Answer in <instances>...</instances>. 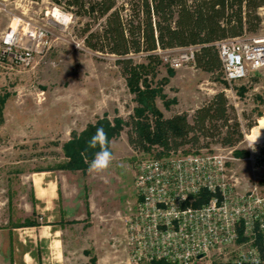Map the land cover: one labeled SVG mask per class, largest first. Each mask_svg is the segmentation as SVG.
Masks as SVG:
<instances>
[{"label": "rangeland", "instance_id": "374dc122", "mask_svg": "<svg viewBox=\"0 0 264 264\" xmlns=\"http://www.w3.org/2000/svg\"><path fill=\"white\" fill-rule=\"evenodd\" d=\"M63 5L53 0H0V53L14 31L25 35L27 47L38 29L45 31L48 41L46 54L27 67L0 57V97L8 95L0 116V264H90L92 257L96 264H132L124 222L136 209L137 166L145 158L223 153L240 191L256 185L264 190V169L250 159L252 150L264 145V74L250 73L229 83L223 71L205 72L191 61L174 67L173 60L188 48L160 51L161 63L147 76L158 92L156 108L166 118L187 113L193 123L196 110L224 92L244 131L240 143L223 147L210 141L206 147L204 141L161 155L157 146L145 151L131 146L133 129L122 124L109 139L114 159L106 172L58 168L68 161L64 146L75 135L99 121L108 120L113 127L117 119L132 124L140 106L116 57L87 48L81 37L85 20ZM260 15L261 29L245 38L264 37V8ZM144 56L132 57L144 62ZM251 122L255 125L248 129ZM43 182L55 183L52 199L44 201L42 191L35 192L34 184L40 190ZM27 219L37 226L22 227ZM263 239L241 235L224 251L210 252L193 264H238V254L251 248L264 264Z\"/></svg>", "mask_w": 264, "mask_h": 264}, {"label": "trees", "instance_id": "16d2710c", "mask_svg": "<svg viewBox=\"0 0 264 264\" xmlns=\"http://www.w3.org/2000/svg\"><path fill=\"white\" fill-rule=\"evenodd\" d=\"M84 19L81 37L94 52L116 57L122 75L136 95L139 107L132 124L117 119V126L108 120L75 135L64 146L68 158L57 167L76 172L86 171L96 150L88 141L98 128H103L108 140L122 127L130 126L129 142L135 149L161 148L163 154L178 152L186 145L198 146L216 141L223 147H234L244 139L242 125L232 111L224 92L217 93L198 108L189 121L187 113L164 117L155 106L158 93L147 76L161 63L160 51L197 46L194 64L205 72L222 71V61L216 43L227 38L256 34L263 18L260 9L264 0H53ZM143 54L145 61L136 62L133 55ZM145 89H141V85ZM8 95L0 97V116ZM255 123L247 125L252 129ZM201 148V147H198ZM110 150V149H109ZM208 198L207 195L204 197ZM88 215L89 204H87ZM37 226L27 219L22 227ZM92 257L90 264H96ZM169 264L166 262H155Z\"/></svg>", "mask_w": 264, "mask_h": 264}, {"label": "built area", "instance_id": "2783aa9c", "mask_svg": "<svg viewBox=\"0 0 264 264\" xmlns=\"http://www.w3.org/2000/svg\"><path fill=\"white\" fill-rule=\"evenodd\" d=\"M216 46L229 83L250 73L264 74V37L227 38ZM3 47L0 57L27 67L36 56L46 54L47 35L38 29L27 47L25 35L14 31ZM197 50V46L189 47L172 65L178 68L184 62H194ZM250 159L264 169V145L255 147ZM227 162L223 153L195 151L149 157L138 163V202L124 222L132 264H193L201 255L224 251L241 235L264 238V190L256 185L240 191ZM257 259L260 262V253L251 248L238 254L237 263L255 264Z\"/></svg>", "mask_w": 264, "mask_h": 264}, {"label": "clouds", "instance_id": "9594fccd", "mask_svg": "<svg viewBox=\"0 0 264 264\" xmlns=\"http://www.w3.org/2000/svg\"><path fill=\"white\" fill-rule=\"evenodd\" d=\"M108 144L107 133L103 128H98L88 141V147L96 150L93 158L88 162L87 170L90 173L102 174L110 168L114 157L109 150ZM255 264H259L258 259L255 261Z\"/></svg>", "mask_w": 264, "mask_h": 264}, {"label": "crops", "instance_id": "0c3cea01", "mask_svg": "<svg viewBox=\"0 0 264 264\" xmlns=\"http://www.w3.org/2000/svg\"><path fill=\"white\" fill-rule=\"evenodd\" d=\"M54 187H55V183L54 182H51V183H45V182H43V183L40 184V190H39L38 185L34 184L35 192L42 191V196H43L42 199L44 201L46 199L49 200V198L50 199L53 198V193L55 191V188ZM89 210H90V205H89ZM87 216H88V209H87ZM46 226L49 227V228H51L52 226H54V224L53 223H47ZM58 232H59V230H55L54 233L57 234Z\"/></svg>", "mask_w": 264, "mask_h": 264}, {"label": "water", "instance_id": "95a60500", "mask_svg": "<svg viewBox=\"0 0 264 264\" xmlns=\"http://www.w3.org/2000/svg\"><path fill=\"white\" fill-rule=\"evenodd\" d=\"M204 257H205V255H201L199 258L202 259V258H204Z\"/></svg>", "mask_w": 264, "mask_h": 264}, {"label": "bare ground", "instance_id": "6f19581e", "mask_svg": "<svg viewBox=\"0 0 264 264\" xmlns=\"http://www.w3.org/2000/svg\"><path fill=\"white\" fill-rule=\"evenodd\" d=\"M262 124H263V123H262ZM251 136H252V135H251ZM251 136H250V137H251Z\"/></svg>", "mask_w": 264, "mask_h": 264}]
</instances>
